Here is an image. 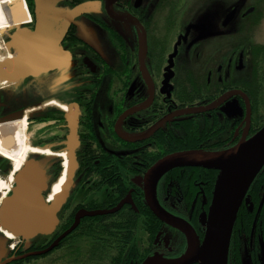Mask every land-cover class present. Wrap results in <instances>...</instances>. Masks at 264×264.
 I'll return each instance as SVG.
<instances>
[{"label":"flooded vegetation","instance_id":"1","mask_svg":"<svg viewBox=\"0 0 264 264\" xmlns=\"http://www.w3.org/2000/svg\"><path fill=\"white\" fill-rule=\"evenodd\" d=\"M189 1L61 0L58 4L65 11L86 3L100 5L99 13L83 14L86 31L73 22L63 39L64 49L71 54V67L25 79L0 92V119L25 114L21 120L0 124V156L7 160L0 157V204L30 157L61 160V173L46 193L48 202L61 191L68 166L67 154L62 152L70 134L67 115L77 113L78 167L73 187L58 215L53 238L44 237L40 247L46 249L62 237L76 222L78 212L103 211L107 214L81 218L51 253L63 250L65 256L82 255L78 251L84 241L90 264L110 256L116 258L107 264H139L141 252L167 259L180 257L187 248L186 236L163 222L149 206L144 184L147 173L174 153L226 150L260 130L253 128V108L249 123L245 101L235 94L243 92L250 103L256 94L253 79L240 76L248 71L246 75L252 78L256 67H248L246 49L237 55L235 49L228 50L223 63H202L201 32L211 29L205 21L197 25V38L186 29L176 35L173 46L177 16L184 15V4ZM235 8V18L225 24ZM242 8L235 5L225 10L220 24L223 33H237L233 25ZM15 11L18 16L10 19L8 15ZM255 12V7H247L241 17L246 19ZM31 23L25 1L0 0V31ZM10 33L4 34V40ZM180 53L190 59L182 76L174 70ZM11 57L0 35V63ZM8 83L1 81L0 88ZM52 171L57 174L60 167ZM218 174L204 167L175 168L155 184L154 197L161 211L189 223L201 241L206 231L202 221L209 212ZM247 196L232 233L229 264H264V180L258 177ZM117 207L120 209L110 212ZM142 228L148 236L145 247L139 242ZM79 230L87 238L78 237ZM2 231L5 239L17 240ZM99 243L104 244L105 252H96ZM25 244L17 241L9 259L30 253Z\"/></svg>","mask_w":264,"mask_h":264},{"label":"water","instance_id":"2","mask_svg":"<svg viewBox=\"0 0 264 264\" xmlns=\"http://www.w3.org/2000/svg\"><path fill=\"white\" fill-rule=\"evenodd\" d=\"M59 1L61 0L36 1L34 30L23 26L13 27L15 30L9 35L6 42L12 57L1 61L4 66H1L2 63H0V82L8 81L7 87L53 71H67L71 67V54L64 49L62 42L72 22L66 26L48 23L51 7ZM84 6L70 10L67 18L70 13L77 15ZM236 12L235 9L228 15L225 24L235 17ZM15 16H18L17 11L8 15L10 19H14ZM49 26L53 30V34L46 31ZM9 30L11 28L0 31V35ZM235 94L244 97L247 105V118L250 123L251 106L248 96L241 91H237ZM22 117V114L18 113L0 119V123L20 120ZM67 119L70 125V134L67 148L64 151L69 163L66 168V180L62 193L48 204L44 197V193L49 188L47 171L41 162L35 158H29L16 175L17 181L14 182L11 194L3 198L0 204L1 228L12 233L16 239L28 241L38 236L51 235L59 224L58 214L70 196L78 167L76 160L78 148L77 113L67 115ZM184 167H204L221 172L216 182L208 215L202 221L206 227L203 241L200 240L197 232L189 223L166 216L154 197L155 184L159 179L172 169ZM263 169L264 126L255 135L247 139L243 138L232 148L217 152H178L157 162L144 179L148 204L163 222L178 229L186 236L187 250L178 258L167 259L162 255L154 254L147 257L141 264H229L230 243L238 213L252 184ZM119 209L120 207H117L110 212ZM103 214L106 212L83 211L78 213L74 225L43 253L53 250L58 242L71 234L77 228L81 218ZM24 257L12 258L7 262Z\"/></svg>","mask_w":264,"mask_h":264},{"label":"rangeland","instance_id":"3","mask_svg":"<svg viewBox=\"0 0 264 264\" xmlns=\"http://www.w3.org/2000/svg\"><path fill=\"white\" fill-rule=\"evenodd\" d=\"M83 5L85 6L81 8L77 15L70 13L67 18V14L70 10L65 11L63 4L57 3L51 7L48 23L56 26H61L63 24V26H66L71 22H74L77 27L79 26V28H82L83 31H86L83 14L92 12L99 13L100 5L98 3L96 5L86 3L81 4L80 6ZM235 5H241L243 10L247 7H255L256 12L250 17L243 19L241 17V13L243 12L242 10L236 19L235 25H233L237 33L234 31H231L230 33H223L220 24L225 14V10L229 9L230 7L232 8ZM202 8H204V11H201ZM177 18L179 19V23L177 27L178 29L176 32H174V36L172 38L173 46L177 42V40L175 41L176 35L178 36L180 32L183 34V31L188 29L190 36L192 35L193 38H197L199 35L197 32V25H199L201 22L203 23L204 21L208 24L210 23L211 29L208 31L203 30V32H201L204 39L202 41L201 61L204 64L214 61L217 63H223L227 60L225 56L227 55L226 52L228 50L233 52L235 49V53L237 55L241 50L246 49V62L249 64L248 67H256L252 68V78L246 75L248 71L242 73L240 76L241 79L248 80L256 78L252 81V87L253 90L256 91V94L251 98V105L254 115L252 121L253 123H256L257 128V125L260 123V121H264V89L258 88L257 79L261 78L262 72H264V0H190L188 3L184 4V15L178 14ZM217 24H219L218 27ZM32 27L33 26H31V28ZM46 31L50 34L54 33L50 26L46 29ZM161 31H163L162 27ZM83 36L86 38L88 37L87 34H83ZM179 58L180 59L177 63L178 66H175L174 70L178 71L176 75L182 76L184 70L183 66L185 62H188L190 59L184 57L183 53H180ZM236 109L239 113L240 110L238 105ZM41 161L43 167L47 168L49 171L48 176L50 182L55 180L57 177L56 175H58L52 172V166L55 165V160L42 158ZM166 229L169 233H173L172 229ZM44 237L46 236H40L33 240L26 241L25 245L29 249V252L34 251L32 252L33 255H29L27 258H24L20 261L12 260L11 262L13 263V261H15L13 264H90L86 258L88 249L87 244L84 241L80 243L79 249V252H81L82 255L77 253V256L74 254L72 256H65V252L63 250H59V252L56 253H51L52 251L49 253H43L42 251L44 250L45 252V248L40 247V245H42ZM48 238H53V236H48ZM147 239V234L143 232L139 234V242L143 247L147 245ZM15 245L16 242H9L0 234V264L9 263H5L4 260L9 259L12 251L11 249L12 247H15ZM242 255L245 254L242 253ZM125 261L128 260L125 259ZM101 262L107 264L109 260H99L97 264H101ZM93 264H96V261ZM127 264H130V262H127Z\"/></svg>","mask_w":264,"mask_h":264},{"label":"trees","instance_id":"4","mask_svg":"<svg viewBox=\"0 0 264 264\" xmlns=\"http://www.w3.org/2000/svg\"><path fill=\"white\" fill-rule=\"evenodd\" d=\"M30 6L33 7V3L30 2ZM258 53V52H257ZM262 70V69H261ZM253 79H256V78H253ZM258 79V88H262L264 89V72H262V77L261 78H257ZM264 124V121L261 120L260 123L257 125V129H259L262 125ZM256 127V123L253 124V128ZM218 177V176H217ZM259 178L263 179L264 180V173L261 174L260 176H258ZM217 179V178H216ZM258 192H260V186L257 187V190H256V194L258 195ZM158 229V228H157ZM147 232L149 233L148 229H146ZM141 232H144L143 231V228L141 229ZM77 235L78 237H81V238H87V236L83 233L80 232V230L77 232ZM125 239L128 240L129 238L127 236H125ZM95 240V239H94ZM96 241V240H95ZM115 249V252L117 251H122V249H117V248H113ZM113 249H106V251H108L109 254L111 253H115L113 252ZM79 252V251H78ZM96 252L97 253H101V252H105V246L104 244L102 245L101 243L97 244V247H96ZM144 252H141V256L140 258L138 259V262H141L143 261L149 254L146 253V254H143ZM28 256H25L24 258H27ZM24 258L22 259H19V260H16V261H20V260H23ZM116 256H110L108 257L109 259V262L111 263V261H113L112 259H115ZM131 263V261H128ZM134 263L137 262V261H133ZM112 264H120L119 261H115V262H112Z\"/></svg>","mask_w":264,"mask_h":264},{"label":"bare ground","instance_id":"5","mask_svg":"<svg viewBox=\"0 0 264 264\" xmlns=\"http://www.w3.org/2000/svg\"><path fill=\"white\" fill-rule=\"evenodd\" d=\"M18 135H19V133H17ZM8 141V139H6V142ZM8 145H10V147H11V144H9V143H7V146ZM26 161H28V159L26 158ZM26 161H25V163H26ZM25 163H24V165H25ZM68 163H69V161H68ZM23 165V166H24ZM23 166L21 167V169L23 168ZM21 169L16 173V175L21 171ZM16 175L14 176V182L15 181H17L16 180ZM65 183V182H64ZM64 183H63V185H62V188H61V191L58 193V194H56L55 196H54V198H56L59 194H61L62 193V189H63V187H64ZM14 184V183H13ZM13 184H12V187H13ZM54 198H53V200L51 201V202H53L54 201ZM46 200H47V197H46ZM3 201V200H2ZM47 202H48V200H47ZM51 202H48V204L49 203H51ZM2 203V202H1ZM1 230H3L2 232L5 234V235H7V238H10V239H13V238H15L14 236H13V234L12 233H10V232H8L7 230H4L3 228H1V225H0V231Z\"/></svg>","mask_w":264,"mask_h":264}]
</instances>
